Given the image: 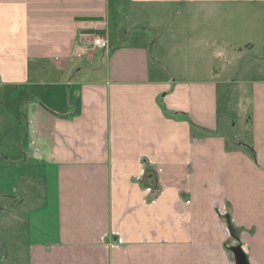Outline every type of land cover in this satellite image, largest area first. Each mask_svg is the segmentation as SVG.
Instances as JSON below:
<instances>
[{
	"label": "crops",
	"instance_id": "obj_1",
	"mask_svg": "<svg viewBox=\"0 0 264 264\" xmlns=\"http://www.w3.org/2000/svg\"><path fill=\"white\" fill-rule=\"evenodd\" d=\"M250 4L264 0H0V104L28 136L21 157L0 160L43 168L44 204L17 217L22 264H236L237 246L264 264V80L251 81L250 138L229 140L217 106L225 66L212 60L229 64L232 51L190 26L191 53L207 60L174 72L109 33L120 5L125 19L193 25L197 12ZM96 36L109 44L103 78L73 79L98 59ZM30 176L13 209L33 194Z\"/></svg>",
	"mask_w": 264,
	"mask_h": 264
},
{
	"label": "rangeland",
	"instance_id": "obj_2",
	"mask_svg": "<svg viewBox=\"0 0 264 264\" xmlns=\"http://www.w3.org/2000/svg\"><path fill=\"white\" fill-rule=\"evenodd\" d=\"M128 11L126 5L112 8L109 30L112 43L118 37L127 46L145 43L151 48L150 63L153 67H157V62L161 61L170 70L178 72L187 65H194L196 68L203 65L207 60L208 52L205 51L207 55L205 58L200 53V47H195L194 53H191L192 39L189 40L187 36L190 26L195 27L194 33L197 34L204 28L211 38L209 39L208 36L207 41L211 40L213 43L217 41L220 43L218 45L229 52L232 51L228 55L229 64L226 63L227 58L212 60V64L218 69L225 66V69H219L223 80L217 85L219 126L226 131L229 140L238 142L248 140L252 117L249 108L252 97L251 81L264 80V4L212 7L210 13L197 12L193 25L187 22L179 23L178 18L174 19L173 24L160 22L154 14L129 20L123 17L124 14H128ZM179 25L183 26V30L176 33L174 28ZM191 27L190 30H192ZM125 32H128L127 36ZM154 40L156 41L153 44ZM228 41L230 44L226 45L225 42ZM103 50L105 49H99L98 59L95 58L90 63L84 61L82 64L84 71L77 72V77L73 79L89 80L94 72L101 74L97 78H103L102 74H105ZM101 57L104 59L103 63ZM87 66L92 68L90 69L92 71H88ZM240 80L245 83H240ZM5 105L3 102L0 104V110L2 109L0 112V158L2 155H7L16 159L23 155L21 151L27 150V126L25 120L19 122L18 116L15 119L14 112L9 111V107ZM5 108L9 111L12 120L8 125L2 119ZM31 167L0 160V244H6L9 251L7 259L0 264L24 262L23 241L27 240L26 226L17 217L28 221L29 210L44 204V184L40 175L43 168ZM30 175L37 176L33 179L35 182L31 189L34 192L26 196L19 208L13 209L15 200L12 196L16 194L14 186L27 189V180ZM30 178L32 180L33 176ZM22 197H24L23 194ZM1 254H6L2 246H0V256Z\"/></svg>",
	"mask_w": 264,
	"mask_h": 264
},
{
	"label": "water",
	"instance_id": "obj_3",
	"mask_svg": "<svg viewBox=\"0 0 264 264\" xmlns=\"http://www.w3.org/2000/svg\"><path fill=\"white\" fill-rule=\"evenodd\" d=\"M232 251L234 252L236 257V264H249L240 246L232 248Z\"/></svg>",
	"mask_w": 264,
	"mask_h": 264
},
{
	"label": "built area",
	"instance_id": "obj_4",
	"mask_svg": "<svg viewBox=\"0 0 264 264\" xmlns=\"http://www.w3.org/2000/svg\"><path fill=\"white\" fill-rule=\"evenodd\" d=\"M93 45L102 49H106L109 47L107 40L103 36H96L93 40ZM77 55L81 56V52H78Z\"/></svg>",
	"mask_w": 264,
	"mask_h": 264
}]
</instances>
